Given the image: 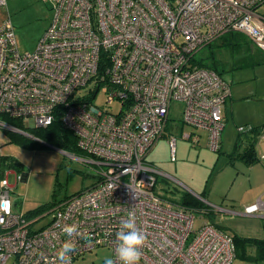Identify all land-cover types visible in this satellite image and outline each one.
<instances>
[{
	"label": "built area",
	"instance_id": "1",
	"mask_svg": "<svg viewBox=\"0 0 264 264\" xmlns=\"http://www.w3.org/2000/svg\"><path fill=\"white\" fill-rule=\"evenodd\" d=\"M53 15L32 51L18 49L10 17L0 24V128L31 135L57 116L76 136L96 180L35 214L15 213L7 175L0 178V264H53L62 229L77 224L72 261L98 246L111 249L120 221L134 211L147 236L140 264H232L231 234L154 191L161 173L146 155L163 136L172 101L182 103V137L220 148L229 84L199 66L195 53L228 32L264 51V0H43ZM5 7V0H0ZM102 93L103 102L96 99ZM240 132L250 128L239 126ZM176 141L169 135L171 161ZM261 159L264 160V154ZM23 174L15 173L16 182ZM264 210V199L244 209ZM45 220V221H44Z\"/></svg>",
	"mask_w": 264,
	"mask_h": 264
},
{
	"label": "rangeland",
	"instance_id": "2",
	"mask_svg": "<svg viewBox=\"0 0 264 264\" xmlns=\"http://www.w3.org/2000/svg\"><path fill=\"white\" fill-rule=\"evenodd\" d=\"M256 10L264 14V3ZM53 11L43 0H6L0 7V22L10 17L15 39L21 52L32 51L50 23ZM225 33L202 47L195 59L212 57L231 95L223 108V145L218 151L206 145V131L199 130L201 140L193 145L182 137L191 128L181 123L182 103L172 101L167 127L163 136L154 144L146 159L161 173L157 174L154 191L174 202L186 193L203 203V208H190L195 216V226L202 220L219 225L223 231L242 236L261 237L260 222L264 216L244 214L249 201L245 164L236 159L242 153L252 131L240 132L239 126L264 130V51L260 50L241 32ZM104 98L100 93L98 104ZM8 129L0 128V178L5 177L12 189V210L28 213L46 207L72 194L90 187L96 180L94 165L72 157L71 152L29 137L37 145L23 146L14 141ZM18 133V132H16ZM257 135V138L259 136ZM174 135L176 157L170 160L167 138ZM256 138V139H257ZM37 140V141H36ZM235 146L234 144H238ZM75 156H79L74 154ZM17 164H11L12 161ZM15 173L23 174L16 182ZM41 207V208H40ZM233 211V212H230ZM45 221V220H44ZM111 249L98 246L72 261V264H104L111 257ZM232 264H264V261H243L235 258Z\"/></svg>",
	"mask_w": 264,
	"mask_h": 264
},
{
	"label": "trees",
	"instance_id": "3",
	"mask_svg": "<svg viewBox=\"0 0 264 264\" xmlns=\"http://www.w3.org/2000/svg\"><path fill=\"white\" fill-rule=\"evenodd\" d=\"M234 33L232 35H238L236 32H231ZM211 60L207 58H199L195 59V62L202 67H206L209 69H212L216 71L219 75L221 73L218 70V67L216 66V61L212 57ZM6 121L14 125L20 129L26 130L32 138L38 139L46 144H51L61 150H67L71 153H74L76 155H81L80 149L77 147L76 144V136L75 134L67 129L61 122L60 118L57 116L49 125L46 127H34V128H27L22 120L16 119V118H10L6 117ZM252 131V136L250 139V145L249 147L246 148L244 152L239 154L241 159H244L246 162H253L255 160L254 155V149L252 145L254 142L257 140V135L259 132L256 130L255 127H250V131ZM12 136L14 141L17 143L23 145V146H30V145H37L39 144L38 142H33L29 139L24 134L21 133H16L12 132ZM37 141V140H36ZM17 164L16 161H12L11 164ZM180 201L177 202L178 204L187 207V208H197L200 210H205L203 208V203L199 201L198 199L194 198L193 196H189L188 194H184L182 199H179ZM41 208V207H40ZM40 209H36L32 212H28L26 214H35L38 212ZM205 212V211H204ZM218 227V226H217ZM262 228H264V225H262ZM234 245H235V257H240L246 260L250 261H264V235L261 237H250V236H242L238 235L236 233L231 234ZM248 247H253L254 248V253L253 254H248L247 253V248Z\"/></svg>",
	"mask_w": 264,
	"mask_h": 264
},
{
	"label": "clouds",
	"instance_id": "4",
	"mask_svg": "<svg viewBox=\"0 0 264 264\" xmlns=\"http://www.w3.org/2000/svg\"><path fill=\"white\" fill-rule=\"evenodd\" d=\"M62 231L69 239L61 244L53 264H72V255L76 252L77 245L71 238L80 234L78 225H65ZM115 238L117 241L114 250L115 259L107 257L104 264H140L142 249L146 246L147 236L138 228L134 211L130 210L127 217L120 221Z\"/></svg>",
	"mask_w": 264,
	"mask_h": 264
},
{
	"label": "crops",
	"instance_id": "5",
	"mask_svg": "<svg viewBox=\"0 0 264 264\" xmlns=\"http://www.w3.org/2000/svg\"><path fill=\"white\" fill-rule=\"evenodd\" d=\"M5 3H6V0H5ZM4 8H6V6ZM1 23L2 22H0V24ZM13 29H14V26H13ZM14 33H15V30H14ZM223 143H224V140H222V134H221L220 148L223 145ZM206 145H207V140H206ZM248 145H250L249 141H247V144L242 152H244L246 148L249 147ZM235 146H239V143L234 144V147ZM252 147L254 149L253 157H255V160L253 162L249 163V162L244 161V159H241L239 156V154H241L240 152H238L237 155H233L235 156L236 159H240L245 164V167H246L245 172H246V179L248 180V182L246 183L244 187H248L249 189L248 196H246V200H249V201L245 204L244 209L246 206L255 203L258 199H264V160L261 159L262 154H264V130L261 131V134H259L257 140L254 142ZM230 212H233V211H230ZM258 215L264 216V210H261L255 214H251L249 216L256 217ZM214 224L219 227V225H217L216 223ZM262 225H264V221L260 222V227L262 229L261 230L262 235H264V228H262ZM247 253L253 254L254 248L248 247ZM235 258H239L240 260H243V261H250V260H246L240 257H235Z\"/></svg>",
	"mask_w": 264,
	"mask_h": 264
}]
</instances>
